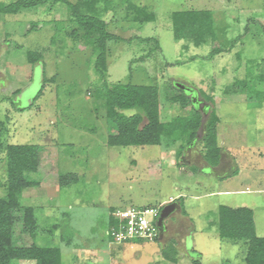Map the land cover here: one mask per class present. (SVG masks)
<instances>
[{"label": "rangeland", "instance_id": "obj_1", "mask_svg": "<svg viewBox=\"0 0 264 264\" xmlns=\"http://www.w3.org/2000/svg\"><path fill=\"white\" fill-rule=\"evenodd\" d=\"M135 3L156 19L138 22L121 0H114L115 11L104 17L109 31L128 42H109L107 81L157 86L164 123L175 117L192 118L200 110L205 125L215 108L220 119L219 146L234 158L238 172L218 186L203 174H210L202 170L205 164L199 163L198 172L183 170L184 154L193 146L204 148L203 130L190 145L186 138L176 141L173 135L164 137L160 145L110 147L108 139L115 127L106 118L94 52L82 40L75 42L70 37L73 28L65 8L45 6L3 15L0 198H7L6 147L38 145L42 150L39 174L29 176L38 186L23 192L21 208L15 212L14 243L59 248L63 264H247L246 246L221 240L217 225L220 206L251 208L257 235L264 237V192H259L264 191V100L234 87L236 82H252L248 79L252 73L264 75V62L260 66L264 60V0ZM187 10L212 13L216 41L206 38V44L197 47L175 39L172 14ZM146 38L156 39L159 47L144 42ZM219 48L225 49L222 54L208 58ZM30 52L42 54L43 62L30 64ZM176 84L189 87L194 97L190 100V93L184 96L192 103L171 101L169 97L179 94ZM260 86L264 91V85ZM43 87V95L31 108ZM212 94L214 108L206 97ZM195 99L202 101V109ZM61 175H74L78 180L62 185ZM218 190L229 193L201 198ZM179 195L185 196L178 199L185 213L176 211L166 221L170 226L175 219L170 237L177 240L176 263L163 258L169 240L119 244L108 236L113 213L131 207L162 210L170 198ZM26 208L36 210L39 228L33 237L24 231ZM185 216L192 227L188 223L187 228V220L177 224ZM173 249L167 250L172 259ZM12 264L35 262L17 260Z\"/></svg>", "mask_w": 264, "mask_h": 264}, {"label": "trees", "instance_id": "obj_2", "mask_svg": "<svg viewBox=\"0 0 264 264\" xmlns=\"http://www.w3.org/2000/svg\"><path fill=\"white\" fill-rule=\"evenodd\" d=\"M121 1L129 13L136 14V21L141 23L155 21V15L149 14L146 7L137 5L136 0ZM113 5L114 0H76L75 2L71 0H16L11 4L0 3V20L3 15H16L25 9L50 6L53 10L58 6H63L67 11L68 22L73 28L69 33L72 40L75 42L82 40L83 45L91 48L94 52V68L100 82L103 83L106 118L115 127V134L109 137L108 145L110 147L160 145L164 137L173 135H176V141L186 138L187 144L190 145L195 144L203 130L201 141L204 145V148L202 147L204 160L210 166H216L220 161L222 148L218 143L220 119L214 108L213 94L206 96L207 100L209 99L207 102L212 104L214 110L211 111L205 125L203 123L204 114L200 110L192 118L188 116L175 117L171 122L164 123L161 118L160 89L157 86L134 85L132 81L113 84L107 81L109 42H128L109 31V24L104 16L115 11ZM212 16L210 11L174 12L172 23L175 39L177 41L185 40L197 47L206 44V38L212 40L213 43L216 41V34ZM144 42H155L156 48L159 47L154 38H146ZM224 50L223 48L213 50L208 58L217 57ZM27 56L28 62L34 66L43 62L40 53L30 52ZM263 62L264 60L260 66L263 65ZM250 76L248 79H251L252 82L249 80L236 82L234 87L240 86L243 88L242 92L248 93L250 96L256 94L263 101L264 91H261L260 85H264V75L259 72L258 74L252 73ZM176 89L179 94L169 97L171 101L181 104H185L186 101L192 103L190 96V100L184 96L187 95L185 90L178 87ZM252 89L256 90L252 91ZM43 91L44 87L33 100L31 108L43 95ZM17 110L24 112L26 109L17 108ZM41 152V147L38 145H8L6 147L8 186L7 198H0V264H12L17 260L33 261L35 264H63V256L59 248L39 246L35 242L28 247L14 243V226L17 220L15 212L21 208L23 192L38 186V183L29 179V176L39 174ZM60 178L62 185L78 180V177L74 175H61ZM183 213H185L184 210ZM113 220L111 218L109 226L114 223ZM23 224L25 232L32 237L36 235L39 226L34 208L24 210ZM217 226L221 240L234 244L242 243L246 246L245 262L247 264H264V237L257 235L252 209L247 207L230 208L222 205L219 207ZM55 228L58 229V225ZM109 237L112 239L111 236ZM172 248H174L172 251H175L173 259L172 255L167 253ZM162 254L166 262L176 263L178 261L175 258L178 255L176 242L171 241L163 248Z\"/></svg>", "mask_w": 264, "mask_h": 264}, {"label": "built area", "instance_id": "obj_3", "mask_svg": "<svg viewBox=\"0 0 264 264\" xmlns=\"http://www.w3.org/2000/svg\"><path fill=\"white\" fill-rule=\"evenodd\" d=\"M159 214L160 209L149 207H131L113 213L114 223L107 234L119 244L136 240L154 242L159 238Z\"/></svg>", "mask_w": 264, "mask_h": 264}, {"label": "crops", "instance_id": "obj_4", "mask_svg": "<svg viewBox=\"0 0 264 264\" xmlns=\"http://www.w3.org/2000/svg\"><path fill=\"white\" fill-rule=\"evenodd\" d=\"M195 147L196 146H193L192 149L188 150L184 154V161H185V163H182V165H184L183 170H184V168L187 167V168H191L192 171L195 170L196 172H198V171H201L200 167H198L199 163L205 164L202 167V170L207 169V172H209L210 174H207L206 172H203V174L205 176H208V177L212 178L213 182L215 184H217L218 186L228 183L229 180H231L234 177L235 172H238V170L236 168L235 160H234V158L229 153H227V152L226 153H223V151H222L221 158H220L219 163L216 166H210L204 160L203 148H201L200 150H198ZM220 147L222 148L221 144H220ZM211 175H214V176L212 177ZM259 192H264V191H259ZM228 193L229 192H227V190H225V192H223V190H218L215 193H210V194H207L206 193V195L202 196L201 198L210 197L212 195H217V196L223 197L225 194H228ZM184 197L185 196H183V195H179L176 198H173L172 197V198H170V202L169 203H172V202L178 203L180 205V209L178 211H182V205H181L180 202H178L179 201L178 199L183 200ZM171 218H173V217L171 216L170 219ZM181 220L180 219H179V221L177 220V224L180 225V222H183V220H187V222H185V224H186L187 228H189V226L191 225V223L188 220V217L185 216V218H181ZM109 221H108V223H109ZM174 221H175V219H173L171 221L170 226L169 225L168 226L166 225V231L164 233V236H163L162 239H160L162 242H167L168 240L170 242L171 241L177 242L175 236H173V237L171 236L170 237V232L173 229ZM188 223H190V225ZM191 227H192V225H191ZM185 229H186V227H185ZM182 232H183V228H182ZM166 245L164 247H166ZM177 249H178V246H177Z\"/></svg>", "mask_w": 264, "mask_h": 264}, {"label": "water", "instance_id": "obj_5", "mask_svg": "<svg viewBox=\"0 0 264 264\" xmlns=\"http://www.w3.org/2000/svg\"><path fill=\"white\" fill-rule=\"evenodd\" d=\"M176 87L180 88L181 90H185L187 93L191 94V91L184 85L182 84H176ZM32 104V103H30ZM182 163H185L184 161V156H183V161ZM180 209V205L176 202L169 203V205L165 206L160 213L158 222H157V227L159 231V238L162 239L164 236V233L166 231V221L171 217V215L178 211Z\"/></svg>", "mask_w": 264, "mask_h": 264}, {"label": "flooded vegetation", "instance_id": "obj_6", "mask_svg": "<svg viewBox=\"0 0 264 264\" xmlns=\"http://www.w3.org/2000/svg\"><path fill=\"white\" fill-rule=\"evenodd\" d=\"M187 88H189V87H187ZM190 95V98L192 99L193 97H194V93L193 92H191V94H189ZM197 101V104H198V106H200V108L202 109V106H203V103H202V101L201 100H196L195 99V102ZM173 215V214H172ZM171 215V216H172Z\"/></svg>", "mask_w": 264, "mask_h": 264}]
</instances>
